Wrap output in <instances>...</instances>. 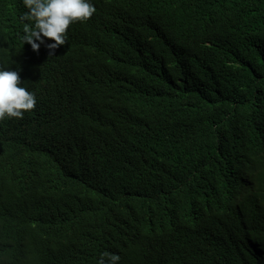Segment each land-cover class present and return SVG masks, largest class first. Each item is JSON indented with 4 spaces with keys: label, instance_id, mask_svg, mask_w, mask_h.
<instances>
[{
    "label": "trees",
    "instance_id": "obj_1",
    "mask_svg": "<svg viewBox=\"0 0 264 264\" xmlns=\"http://www.w3.org/2000/svg\"><path fill=\"white\" fill-rule=\"evenodd\" d=\"M89 2L49 56L0 0L37 101L0 121V264H264V0Z\"/></svg>",
    "mask_w": 264,
    "mask_h": 264
},
{
    "label": "clouds",
    "instance_id": "obj_2",
    "mask_svg": "<svg viewBox=\"0 0 264 264\" xmlns=\"http://www.w3.org/2000/svg\"><path fill=\"white\" fill-rule=\"evenodd\" d=\"M27 9L20 20L23 22V44L27 43L38 52L45 39L49 56L67 42L68 30L75 23L87 22L96 12L89 0H22ZM173 87L172 83H166ZM18 71L0 68V121L23 119L26 112L36 107V97L25 87ZM120 256L103 252L97 264H119Z\"/></svg>",
    "mask_w": 264,
    "mask_h": 264
}]
</instances>
